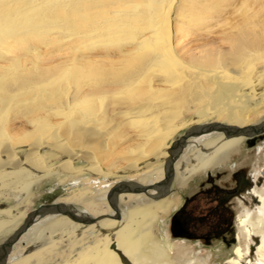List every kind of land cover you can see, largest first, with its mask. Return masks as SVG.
I'll return each mask as SVG.
<instances>
[{
	"label": "bare ground",
	"instance_id": "6f19581e",
	"mask_svg": "<svg viewBox=\"0 0 264 264\" xmlns=\"http://www.w3.org/2000/svg\"><path fill=\"white\" fill-rule=\"evenodd\" d=\"M231 1L0 0V207L6 199L16 204L4 217L19 215L21 227L28 213L17 210L31 207L33 189L49 178L84 185L55 203L77 217H101L84 225L60 215L67 221L29 229L59 214L39 216L4 264H171L164 250L142 253L140 238L151 228L135 234L140 221L117 206L119 196L127 202L143 193L116 197L117 220L109 217L105 194L117 174L138 176L142 184L160 181L178 133L201 125L254 126L264 114V0H236L240 22L225 25L229 31L216 41L187 40ZM212 118L222 123L206 122ZM219 134L184 162L181 183L223 162L245 138ZM177 159L166 194L149 197L156 205L151 218L166 207L157 201L169 195ZM89 177L104 181L95 190ZM137 180L123 183L141 185ZM250 196L255 208L237 217V242L241 236L246 244L238 243L228 264H264V189L255 185ZM3 211L0 235L17 226ZM25 233L29 240L10 261Z\"/></svg>",
	"mask_w": 264,
	"mask_h": 264
},
{
	"label": "rangeland",
	"instance_id": "374dc122",
	"mask_svg": "<svg viewBox=\"0 0 264 264\" xmlns=\"http://www.w3.org/2000/svg\"><path fill=\"white\" fill-rule=\"evenodd\" d=\"M190 5L194 4L196 0H189ZM233 1V0H232ZM227 3L224 7V10L221 11L219 14V17L213 18L209 21V24L207 26V29H205L202 32H196L195 30H191L189 32L190 37L187 40L193 39H203L208 42L216 41L221 35H224L226 32L229 31V26H225L227 24H233L234 22H240L238 19V12H234V6L237 4L238 1ZM254 3V2H252ZM232 4V5H231ZM203 5H206L205 2L201 3L202 7ZM259 7H255V9H258ZM207 32V33H205ZM199 36H198V35ZM192 36V37H191ZM264 120V114L258 118L256 122H254V125H257L261 123ZM221 122L220 120H215L214 118L207 120L206 122ZM222 123V122H221ZM19 125L18 123H16ZM252 124V125H253ZM184 131L178 133L167 146V149L169 148L170 144L176 140ZM221 136L219 133L214 134H208L196 139H188V145L180 152L178 156V161L175 164L174 167V176H173V184L171 189V194L165 197L164 199L158 200V206H166L163 207V209L158 213V211H154V214L156 215L153 220L148 215V212L152 213V209L156 207L155 201L150 199L149 197L145 196L144 194L139 195L138 197L134 196L135 198L131 199L130 201L125 202L121 197L123 195L119 196L118 200V208L122 213H128L130 212L131 215H133L136 219V221H140L138 223V226L136 227L135 234L136 233H142V229L148 228V226L151 228L150 231H146L143 233L142 238H140L141 243V251L145 255H149L150 252L153 249L156 250H164L166 253L165 261L170 262L171 264H183L185 261L193 260L195 261V264H228V260L233 258L232 253L234 248L238 245L240 242V245L242 248L245 247L246 241L243 237L240 236L239 242H234L230 244L229 246L224 245L221 241L218 239L212 240L208 245H203L202 242H190L179 238H173L168 233V239L165 240L162 231L166 230L164 224H166V221L169 217H171L172 213L178 209L180 205H182L184 198H189L196 193L200 191V189H204L205 181H206V174L210 175V178L214 180L215 183H227L228 185H231L232 179L231 174L237 171H243V179L249 180L251 177L252 172H255V174L258 176L259 171L262 172V169H264V138L261 140L255 141L252 145L249 147L246 146V140L245 138L242 141L241 147L232 153L230 156L227 157V159H224L221 164L219 163L217 166H214L205 172L195 174L191 178H189L185 183H181L180 181V169L184 165V162L190 158L193 153H195L197 150H199L205 141L213 138H218ZM211 137V138H210ZM208 138V139H207ZM259 147V151H255L254 149ZM200 147V148H199ZM161 166L164 165V162L162 164H159ZM81 166V165H80ZM216 175H218V179H215ZM95 177H89L88 182L90 184H94L93 189H97L101 186L102 181H104L103 178L97 177V179H94ZM138 176L135 175H127L125 177L120 176V174H117L116 176H113L109 181V185H113L118 182H136ZM82 179H87L86 177H82ZM49 178L46 179V181L42 180V182L35 186L33 189V194L35 195L32 206L28 207L25 206L23 209L17 210L19 214H27L32 209H35L40 204H50L55 203L61 199H65L70 196L72 191L76 189H80L84 187L81 183L78 182L75 185V181H67L64 183H59L58 179ZM92 181V182H91ZM138 181V180H137ZM72 182V183H70ZM139 184L145 185L147 183H140ZM137 182V183H138ZM100 185V186H99ZM81 186V187H80ZM79 187V188H78ZM264 179L261 181V184H257L256 188L258 189H264ZM90 189V188H89ZM92 189V190H93ZM245 189L239 193V196H241V199H232L230 200V221L232 225V230L234 233V236L238 234V227H237V217L241 214L243 209L248 208L249 210L255 208L253 201L250 198V195H247L245 193ZM151 193V192H150ZM243 197V198H242ZM242 202V206L238 204V202ZM3 205L0 207V211L2 212V218L8 219L11 224L17 223V226L11 227L10 230L5 231L4 234L0 235V245L5 242V240L12 235V233L17 229L18 224L21 222V218H19V215L15 217H4V212H10L14 209L16 206L15 202L12 200H2L1 201ZM71 207L76 209L79 212L86 213L88 215L93 216L94 213L91 212L89 209L85 208L79 203L71 202L69 203ZM206 205L207 201L203 195H199L198 199L193 202L189 203L187 205V210H191L193 207V215L197 216L199 214H202L206 211ZM256 205V204H255ZM212 206V204H209V207ZM101 210H105V208L101 205L98 207ZM8 210V211H7ZM26 210V211H25ZM162 212V213H161ZM109 214L112 215V211L109 210ZM203 215V214H202ZM13 219V221H12ZM67 221L65 217H62L60 215L58 216H49L41 221H37L32 224V228L29 227V229L33 230L39 227H51L53 225L58 224L59 222ZM145 225V226H144ZM143 226V227H142ZM204 229L203 226H199L198 230ZM140 230V231H139ZM134 234V235H135ZM28 236V237H27ZM145 237V238H144ZM136 238V237H135ZM143 239V240H141ZM29 240L28 233H25L19 240V242L13 247L10 255V261H13L18 255L19 250L22 248V242H26ZM82 246H85L82 244ZM82 246H77L74 251L79 252L81 250ZM67 249L66 246L62 245L59 248V251L65 252ZM144 249V250H143ZM63 250V251H62ZM186 250V252H185ZM145 251V252H144ZM254 252V251H253ZM251 259L253 261L255 260V257L252 255ZM50 263V264H56ZM248 261L244 260L243 264H247ZM125 264H129V262H126Z\"/></svg>",
	"mask_w": 264,
	"mask_h": 264
},
{
	"label": "flooded vegetation",
	"instance_id": "af4514ba",
	"mask_svg": "<svg viewBox=\"0 0 264 264\" xmlns=\"http://www.w3.org/2000/svg\"><path fill=\"white\" fill-rule=\"evenodd\" d=\"M259 147L260 146H257L254 150L259 151ZM262 172H264V169H262ZM243 175V171L232 173L231 179L233 183L228 185L225 182L217 184L210 178L209 174H206L204 189H200L198 193L189 198H184L182 205L172 213L171 217L166 221V224H164L167 228V231H162L165 240L168 239L169 233L173 238L176 237L190 242H202L203 245H208L215 239H218L226 246H229L235 241L237 242V234L234 236L229 218L231 215L230 200L237 198L241 199L239 193L244 189L246 190L245 193L250 195L252 188L257 184L260 185L261 181L264 179V173H261V171H259L258 176L255 172H252L251 178L248 181L243 179ZM215 179H218V175H216ZM172 184L173 181L170 186L169 195L171 194ZM199 195L205 197L207 208L206 211L202 213L203 215L199 214L194 216L193 207L191 210H187V205L195 202ZM251 200L255 206V200L257 199L255 198L253 200L251 198ZM209 204H212V206L209 207ZM238 204L240 206L243 205L241 201H239ZM199 226H203L204 229H202V231L198 230Z\"/></svg>",
	"mask_w": 264,
	"mask_h": 264
},
{
	"label": "water",
	"instance_id": "95a60500",
	"mask_svg": "<svg viewBox=\"0 0 264 264\" xmlns=\"http://www.w3.org/2000/svg\"><path fill=\"white\" fill-rule=\"evenodd\" d=\"M211 132H218L221 133L224 137L229 136H237L242 135L246 138V146L249 147L254 141L261 140L264 138V120L259 123L258 125L254 126H247L244 128H236L230 127L226 125H220L218 127H211L206 125H201L195 129H190L184 131L174 142H172L169 157L166 160L164 169H163V177L160 181L156 183H151L147 185H135L130 186L126 183L119 182L113 184L105 194V201L108 207L112 211V215H108L110 218L119 219L118 208L116 206V197L119 194L124 193H132V194H148V192H154L148 197L152 199H156L158 197L164 196L167 192V184L172 176V164L178 158L184 143L186 140L194 137H198L203 134L211 133ZM44 214H59L62 216L67 217L69 220L80 223V224H90L101 217H77L76 215L69 212L64 205L61 203H50V204H40L35 209H32L28 213L27 221L19 227L16 231L8 237L4 243L0 245V264H4L5 258L8 255L10 247L12 244L18 239V237L28 228L32 223L33 220L39 216Z\"/></svg>",
	"mask_w": 264,
	"mask_h": 264
},
{
	"label": "crops",
	"instance_id": "0c3cea01",
	"mask_svg": "<svg viewBox=\"0 0 264 264\" xmlns=\"http://www.w3.org/2000/svg\"><path fill=\"white\" fill-rule=\"evenodd\" d=\"M158 202V201H157Z\"/></svg>",
	"mask_w": 264,
	"mask_h": 264
}]
</instances>
